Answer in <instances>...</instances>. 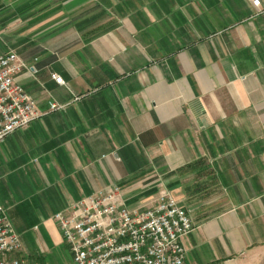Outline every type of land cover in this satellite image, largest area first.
<instances>
[{
	"label": "crops",
	"instance_id": "obj_1",
	"mask_svg": "<svg viewBox=\"0 0 264 264\" xmlns=\"http://www.w3.org/2000/svg\"><path fill=\"white\" fill-rule=\"evenodd\" d=\"M9 50L41 116L0 143V203L22 241L8 257L74 264L54 215L118 186L130 208L166 191L188 210L187 264H264V11L252 0H0Z\"/></svg>",
	"mask_w": 264,
	"mask_h": 264
},
{
	"label": "built area",
	"instance_id": "obj_2",
	"mask_svg": "<svg viewBox=\"0 0 264 264\" xmlns=\"http://www.w3.org/2000/svg\"><path fill=\"white\" fill-rule=\"evenodd\" d=\"M252 2L258 12L264 11L260 0ZM26 68L16 51L0 54V143L41 116L36 100L16 79ZM52 77L65 84L60 75ZM63 107L50 102L51 110ZM120 192L118 186L97 190L54 215L74 264H187L182 238L193 229L188 210L166 191L152 206L130 208L119 201ZM21 247L0 203V264H46L8 257Z\"/></svg>",
	"mask_w": 264,
	"mask_h": 264
}]
</instances>
